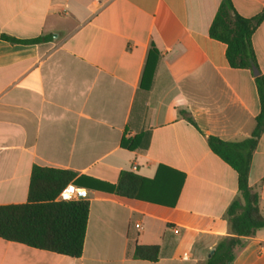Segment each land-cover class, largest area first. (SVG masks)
<instances>
[{
	"label": "crops",
	"instance_id": "0c3cea01",
	"mask_svg": "<svg viewBox=\"0 0 264 264\" xmlns=\"http://www.w3.org/2000/svg\"><path fill=\"white\" fill-rule=\"evenodd\" d=\"M220 2L0 0V35L45 37L0 38V205L27 202L35 166L112 185L121 171L152 179L163 166L183 175L172 207L78 186L88 192L82 254L0 238V264H204L229 236L237 174L207 139L248 138L260 103L251 71L231 68L225 44L208 35ZM231 2L244 18L264 9V0ZM251 46L264 78V19ZM144 132L145 150L121 148L123 137ZM159 174L168 187L172 173ZM248 181L264 216V131ZM136 245L158 246V259L134 258ZM232 264H264V227Z\"/></svg>",
	"mask_w": 264,
	"mask_h": 264
},
{
	"label": "trees",
	"instance_id": "16d2710c",
	"mask_svg": "<svg viewBox=\"0 0 264 264\" xmlns=\"http://www.w3.org/2000/svg\"><path fill=\"white\" fill-rule=\"evenodd\" d=\"M263 19L264 9L252 18H244L237 14L231 0H221L208 30L210 38L225 44V58L231 68L251 71L260 111L248 138L236 142H224L214 137L207 139L210 151L236 172L239 197L231 202L224 215L229 236L218 241L204 264H232L236 255L245 247L247 239L257 229L264 227V216L258 207V194L248 181L251 154L264 131V78L251 46V36ZM0 38L23 44L45 40V37L17 40L5 35H0ZM151 53L156 54L153 46L149 50L150 55ZM148 70L146 63L142 74V79L148 75L149 85L146 90L150 88L153 75V69ZM148 143L149 134L144 132L133 138L123 137L120 146L128 151H143ZM161 169L172 173L168 187L159 185ZM74 178L75 174L71 171L33 167L27 202L0 205V238L68 257H79L86 232L88 202L56 200L59 192L70 181L77 186L170 207L175 205L183 181L181 173L163 166L158 167L152 179L121 171L114 185L90 178H83L87 182ZM158 253V246L136 245L133 256L141 260L156 261Z\"/></svg>",
	"mask_w": 264,
	"mask_h": 264
},
{
	"label": "built area",
	"instance_id": "2783aa9c",
	"mask_svg": "<svg viewBox=\"0 0 264 264\" xmlns=\"http://www.w3.org/2000/svg\"><path fill=\"white\" fill-rule=\"evenodd\" d=\"M88 196L86 189L75 186L74 184L66 185L58 194L56 200L69 201V200H84ZM186 257V253L183 254Z\"/></svg>",
	"mask_w": 264,
	"mask_h": 264
}]
</instances>
